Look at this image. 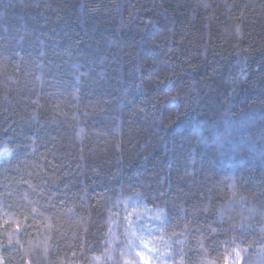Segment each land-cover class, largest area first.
I'll return each instance as SVG.
<instances>
[{"label": "trees", "instance_id": "trees-1", "mask_svg": "<svg viewBox=\"0 0 264 264\" xmlns=\"http://www.w3.org/2000/svg\"><path fill=\"white\" fill-rule=\"evenodd\" d=\"M0 264H264V0H0Z\"/></svg>", "mask_w": 264, "mask_h": 264}, {"label": "rangeland", "instance_id": "rangeland-1", "mask_svg": "<svg viewBox=\"0 0 264 264\" xmlns=\"http://www.w3.org/2000/svg\"><path fill=\"white\" fill-rule=\"evenodd\" d=\"M234 129V128H233ZM229 131V130H228ZM221 141L224 143V145H225V142L223 141V139L221 138ZM219 145H222L221 143H219ZM226 150H228L227 149V147L225 146V147H223V151H226ZM221 151V150H220Z\"/></svg>", "mask_w": 264, "mask_h": 264}]
</instances>
